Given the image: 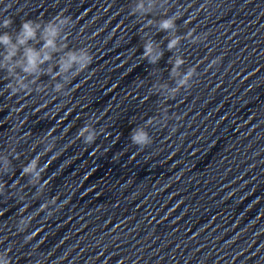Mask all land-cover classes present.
<instances>
[{"label": "clouds", "instance_id": "9594fccd", "mask_svg": "<svg viewBox=\"0 0 264 264\" xmlns=\"http://www.w3.org/2000/svg\"><path fill=\"white\" fill-rule=\"evenodd\" d=\"M168 2L169 0H136L131 9V14L144 17L147 14L154 13L157 9H163L162 15L164 18L158 21L147 20L145 27L155 26L158 32L168 34L166 48L169 52L178 51L181 41L184 39H190L192 43L201 42L204 37L195 35V29L189 30L184 36L177 34V20L180 19L182 13L177 11L169 16L166 7ZM9 8H11V4L6 5L5 12ZM13 23L11 17L5 16L0 20V28L9 29ZM72 26V17L62 12L46 22L25 19L14 33L9 31L0 32V47L4 50L3 53H0V70L5 71L7 74L5 79L9 82L5 85L4 91L10 97L20 94L31 95L33 92L46 94L48 85L40 83L43 76L49 77L53 82L51 87L54 93L63 96L70 95L67 85L81 72L85 71L94 60L90 49L87 47L68 50L66 30ZM163 55L164 49L161 44L148 33H145L142 59L147 60L151 65H156ZM218 62L219 58L213 59L210 67ZM168 63L172 65L170 76L175 80V87L158 84L154 85L153 90L165 96L166 99H172L182 89H190L193 86L194 78L198 76V72L196 66L189 67L185 72H182L181 68L186 61L181 55H175L174 59L170 57ZM16 111L18 112L20 109H16ZM175 118L179 119V117ZM168 119V109L162 107L160 119L150 118L145 125L133 129L130 136L131 143L140 149L149 146L153 141L147 128L161 123L167 124ZM53 131L54 129L47 133L44 141L52 136ZM97 135L91 124L84 125L78 132V138L83 139V142L89 145L96 141ZM52 147L53 145L49 144L45 148V152H50ZM12 153H15L14 148ZM42 155L43 153L37 154L22 168V175L29 178V184L39 185L40 192L47 186V181L41 183V177L49 166L48 164L40 165ZM15 158H19L18 154L15 155ZM11 171L12 163L8 156L0 155V175L8 174ZM11 187L16 188L17 185L13 184ZM5 188V182L0 181V195L4 194ZM53 204H55V199L42 204L40 211L47 210ZM25 210L21 209V213ZM32 219V216H22L18 222V231L24 232ZM32 235H35V233ZM0 264H11L8 252H0Z\"/></svg>", "mask_w": 264, "mask_h": 264}]
</instances>
